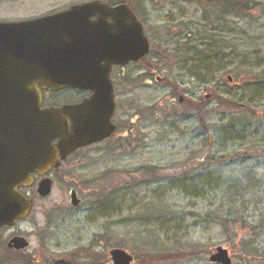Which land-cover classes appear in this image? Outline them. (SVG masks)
Masks as SVG:
<instances>
[{
    "label": "rangeland",
    "instance_id": "rangeland-1",
    "mask_svg": "<svg viewBox=\"0 0 264 264\" xmlns=\"http://www.w3.org/2000/svg\"><path fill=\"white\" fill-rule=\"evenodd\" d=\"M83 1H9L0 17ZM253 2L249 13L219 16L215 0H132L151 49L144 68L130 66L123 77L141 82L114 76L119 130L76 153L50 194L16 223L31 251H45L47 264H110L112 247L134 264H214L208 256L222 246L232 264H264V0ZM212 39L219 54L208 59L177 51ZM166 57L147 71L146 63ZM120 186L129 187L98 211L95 195Z\"/></svg>",
    "mask_w": 264,
    "mask_h": 264
},
{
    "label": "water",
    "instance_id": "water-1",
    "mask_svg": "<svg viewBox=\"0 0 264 264\" xmlns=\"http://www.w3.org/2000/svg\"><path fill=\"white\" fill-rule=\"evenodd\" d=\"M149 50L142 24L124 3L92 0L29 21L0 22V228L28 216L32 200L18 188L31 184L32 173L41 175L58 165V157L111 136V68L137 62ZM36 85L52 91L89 90L92 95L78 104L41 109ZM50 190V180L42 179L39 195ZM79 202L72 190L71 205ZM8 245L23 249L28 242L15 236ZM109 255L112 264L133 260L120 248ZM208 259L231 264L222 246Z\"/></svg>",
    "mask_w": 264,
    "mask_h": 264
},
{
    "label": "flooded vegetation",
    "instance_id": "flooded-vegetation-1",
    "mask_svg": "<svg viewBox=\"0 0 264 264\" xmlns=\"http://www.w3.org/2000/svg\"><path fill=\"white\" fill-rule=\"evenodd\" d=\"M9 1H19V0H0V13L4 10L5 4L8 3ZM67 7H65V8H67ZM65 8L58 9V10H48V11L40 13V14H37V13H26L25 14V13L19 12L15 16L4 15V16L0 17V22L12 23V22L29 21V20L37 19V18H40V17H43V16L51 15V14H53L55 12H59V11L65 9ZM144 60L146 62V58H144ZM139 62L141 63V65L143 67V60L138 61L137 63H139ZM136 65H139V64H136ZM130 66H134V65L132 63H130V64H127L124 67L112 66V69H111V72H110V79H111V82H112V85H113V90L115 92V95H116V92H117V88H116V82H115L114 76H117L119 74L118 78L121 79V76L124 75L123 74L124 71L126 69H128ZM145 67L147 68L148 72L149 71L150 72H154V73L156 72V70L154 69L153 65L150 66L151 68L149 70H148V67H147V63L145 65ZM36 86L40 89V92H41V105H40L41 109H44V108H47V107H50V106L62 107L63 105H67V104H77V103L82 102L83 100H86V99L90 98V96L92 95V92L89 91V90H79V89H68V88H65V89H61L59 91H51L49 89H46V90L42 89L40 87V85H36ZM69 91L75 92L76 95L72 93L73 96L64 97V98L60 99V97H61L60 94L66 93V92L68 93ZM55 95H58L57 96L58 100L56 98L53 99V97ZM182 102L183 101H180V103H182ZM116 115H117V102H116V98H115V109H114V112H113L110 120H111L112 123L115 124V126L117 128ZM106 141H109V140L108 139L104 140L102 142H99V144L103 143V142H106ZM95 145H97V143L96 144H91V145L83 147V148H80V149L74 151L72 154L68 155L65 159H60L58 166L51 168L43 176H39L37 174H33V182H32V184L29 187L20 188V191L24 195L32 198L33 202L36 201V200L37 201L43 200L44 198H40L38 196L39 195L38 194L39 182L43 178H48V179H50L52 187H53V185H54V183H56L57 179L62 178V177H60V178L57 177L56 176V172H59V170L63 166L69 164V162H71V159L73 158V156L76 153H78L79 151L91 149ZM72 189H75V188L74 187H70L69 188V190H72ZM75 191L77 192L76 189H75ZM77 194H78V192H77ZM15 226H16V224H14L12 227L5 226V227H1L0 228V264H7L12 259L16 260V261H14L16 263L11 262V264H47L46 262L48 261V259L43 256L45 251H43L41 249H37L36 250V248H35V250L31 251L29 249L30 246L28 248H26V249H15L12 246H8L9 241L11 240L12 237H14V236L25 237L19 231L14 230ZM25 238H27V237H25ZM96 256L94 255L93 257H91V255H89V256H87V258H88V260L91 261V260H95ZM97 258H99V257H97ZM108 260H109V263H110V258H108ZM49 262H51L49 264H66L67 263V261L65 259H64V261L63 260H55L54 262H52V260H49ZM89 264H91V263H89ZM94 264H99V262H94Z\"/></svg>",
    "mask_w": 264,
    "mask_h": 264
},
{
    "label": "trees",
    "instance_id": "trees-1",
    "mask_svg": "<svg viewBox=\"0 0 264 264\" xmlns=\"http://www.w3.org/2000/svg\"><path fill=\"white\" fill-rule=\"evenodd\" d=\"M115 1H118V0H114V1H110V0L108 1L107 0L108 3L115 2ZM120 2L126 3L134 11V13L137 15V7L136 8L133 7L132 0H120ZM215 3L216 4H214L213 6L218 9L219 16H221V15H223V16H226V15L227 16L228 15L240 16V15H244L246 12L249 13L250 5H253L254 2H253V0H215ZM211 42H212L211 44L208 42L199 43L198 46L200 48L197 45H196L197 47L195 45H192V46L184 45V47H185L184 49L177 48V51L178 52L182 51L187 55H190L193 53L195 55L200 56L203 59H208L210 57H213V56L219 54L218 51H216V50L211 51L210 48L217 45L215 40L212 39ZM190 50H192V51H190ZM181 56H183L182 58L185 57V55H181ZM187 60H188V57H185V61H187ZM164 61H167V57L165 59L160 60L159 61L160 63L152 62L153 67L155 65L157 66L158 64H161V62H164ZM148 70H149V68H148ZM123 76L124 75L121 76V79L128 80L129 77H123ZM140 77L141 76H135V77H132L131 79L129 78L128 82L130 81V82L134 83V85H135L136 83L141 82ZM117 127L119 130L118 125H117ZM136 170L139 174H146V175H150L153 172L152 167H139ZM147 180H149V179H147ZM151 180H152V177L150 179V183L146 182L145 180H141L138 182V184H143V185L151 184ZM128 187L129 186L113 187L111 189L110 188L109 189L103 188L102 190H100L99 195H95L96 203H94V205L98 204V206H97L98 211H100L101 213H104V211H106V209L112 205L111 203H113L114 198L122 195L123 189H128ZM119 189H121L122 191L121 192L118 191ZM197 190H199V189H197ZM104 204H108L107 208H105L106 205L102 206ZM97 246H98V244H97ZM101 249L104 250L105 248H101ZM90 255H91V257H93L94 255L96 256L95 251L94 250L92 251L91 248H90ZM98 260H99V258H98ZM101 260L104 261V258H101Z\"/></svg>",
    "mask_w": 264,
    "mask_h": 264
}]
</instances>
